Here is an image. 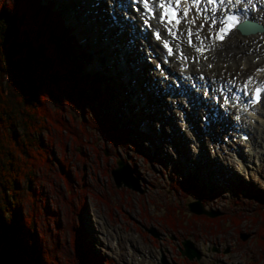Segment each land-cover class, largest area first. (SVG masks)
I'll return each instance as SVG.
<instances>
[{"label": "rangeland", "instance_id": "374dc122", "mask_svg": "<svg viewBox=\"0 0 264 264\" xmlns=\"http://www.w3.org/2000/svg\"><path fill=\"white\" fill-rule=\"evenodd\" d=\"M42 1L38 0V7ZM85 1L54 0L65 25L71 28L73 40L70 46L67 45L65 54L74 58L77 66L81 65L96 76L101 90H95L93 95L96 93L99 97L102 93L106 96L100 106V115H105L116 128L127 129V140L110 145L96 132L92 135L94 139L90 135L92 142L70 139L69 134L80 137L86 134L73 128L71 115L76 121L78 114L68 112L67 107L62 108L61 115L66 131L58 132L56 126L49 129L48 136L42 134L43 151H38L36 157H44L47 161L37 160V165H28L31 180L26 179L28 175L25 174L19 178V185L21 191L27 192L21 204L22 214L33 220L48 259L58 264L61 258L62 264H78L74 258V232L67 225L69 216L74 215L88 250L100 259L99 264H161V257L167 264H187L183 260L193 264H264V250H260L258 245L262 234L258 227L263 220L255 218L260 210L264 214V208L248 196L251 191L264 192L262 142L261 149L255 143L250 152L244 148V142L236 139L233 143L231 119L227 124L223 121L221 125L212 127L209 133L198 132L192 125H186H190L192 133L197 131L200 135L199 142H193L190 131L180 124L179 108L183 106L188 110L192 107L189 121L202 128L200 117L205 109L195 101L201 93L196 97L192 95L189 106L179 90H172L177 98L164 94L166 86L169 89V83L173 85L175 78L169 73L165 75L166 79L160 78L164 73L155 68L157 58L149 55L153 51L149 47H152L151 39L135 34L129 21L134 16L126 2V10L121 12L112 2L101 0L99 10L108 24L111 23L109 14L114 8L117 10L114 15L118 21L109 24L115 28L111 40L116 42L120 34L123 43L132 50L131 56L120 44L111 42L107 51L102 45L104 40L95 42V35L99 38L103 34L101 20ZM87 10L92 15L91 23L84 22L87 15L83 12L87 13ZM136 14L139 24L138 19L142 18ZM147 38L148 43L150 39L149 45ZM263 48L264 42H261L260 45L255 44L252 51L259 52ZM118 49L123 50L122 63L119 59L117 61ZM136 65L142 66L140 77L136 75ZM233 68L228 67L230 70ZM223 73L221 70L219 75L223 77ZM132 75L138 78L135 82ZM90 90L87 95H90ZM208 95H211L208 99L213 100V94ZM216 101L219 102L220 98ZM229 117L232 118L231 111ZM88 124L95 126L91 120ZM214 129L218 135L213 136ZM224 131L231 134L225 136ZM236 145L242 153L239 158L232 154ZM32 153L29 152L30 155ZM116 162H122L130 169L137 190L125 187L123 183L115 186L110 170L115 168ZM180 177L192 179L195 187L189 191L200 195L202 208L215 215L209 217L189 212L185 203L191 202L190 197L181 204L185 212L179 215L219 216L216 222L221 230L219 233L210 235L202 231L207 229L202 222L198 227L183 223L184 227L177 232H171L162 225L161 219L169 215L165 212L169 208L161 207L169 201L180 206L181 197L171 188V182ZM64 219L66 227H63ZM241 235L245 238L241 239ZM185 239L200 253L198 259L189 261L178 252L180 242Z\"/></svg>", "mask_w": 264, "mask_h": 264}, {"label": "trees", "instance_id": "16d2710c", "mask_svg": "<svg viewBox=\"0 0 264 264\" xmlns=\"http://www.w3.org/2000/svg\"><path fill=\"white\" fill-rule=\"evenodd\" d=\"M37 2L0 0V264H58L48 259L33 220L22 214L21 204L27 192L20 190L19 178L26 174V179L31 180L28 165H37V160L47 161L36 157L38 151H43L42 134L48 136L49 129L56 126L58 132L66 131L61 123L62 108L78 114L77 122L71 115L73 128L86 134L81 137L69 134L70 139L92 142L96 132L110 145L127 140V129L116 128L105 115H100L106 96L93 95L95 90H101L96 76L77 66L76 60L65 54L73 40L71 28L65 25L54 0H43L39 7ZM89 120L95 126H90ZM171 186L181 199L180 206L169 201L161 207L169 208L165 211L169 215L161 219L166 229L177 232L184 227L183 223L198 227L202 222L207 227L202 231L210 235L221 231L216 224L219 216L179 215L185 212L181 204L186 198L202 202L200 195L189 191L195 187L192 179L180 177ZM251 192L249 198L264 208V192ZM69 218L67 225L74 232L72 241L77 263L99 264L100 259L88 250L74 215ZM255 218L263 220L258 227L262 231L258 245L264 250L262 210ZM154 219L157 222L155 216ZM67 225L64 219L63 227ZM262 260L264 263V257ZM59 261L62 264V258Z\"/></svg>", "mask_w": 264, "mask_h": 264}, {"label": "bare ground", "instance_id": "6f19581e", "mask_svg": "<svg viewBox=\"0 0 264 264\" xmlns=\"http://www.w3.org/2000/svg\"><path fill=\"white\" fill-rule=\"evenodd\" d=\"M96 1L99 6H96L97 5ZM108 1L114 2L112 0H108ZM115 1L120 2L121 6L123 5L122 1L125 3V0H122V1L115 0ZM154 2H155L154 0H148L147 6L149 8H154L153 6ZM85 3L88 7H90L89 9L91 11H94L101 20L100 26H101L103 34L102 35L100 33L99 34L102 37L98 38L97 35H95L93 40L95 42H97V40L99 41V39L104 40L102 41L103 44L102 43L100 44L105 45L107 48V51H109L111 42H112L111 40L112 31L115 29L112 26H110L113 23L111 21L109 25L105 21L103 12L99 10L102 5L101 0H86ZM133 5L138 13L143 12L142 14H140L142 19L141 20L138 19V21L141 23V25L143 24L144 26L147 27V28L144 27L143 29V27L139 25L140 23L137 24L138 14L133 13L134 19L129 18V20L131 21V25L133 29L135 30L134 31L135 34L141 35L145 38L149 37L151 39L152 47L151 46L149 47L153 48V51L149 55L151 56L154 55V57L157 58L156 62L160 60L159 62L164 64L162 65L164 66L162 67L163 68L162 71L159 72L161 74L164 73V76H161V77L159 76V77L163 79L165 75L169 73L170 75H172V77L175 78V81H179V78H180L181 79L179 81L180 83L181 82H183V84H186V83L193 84L194 83L197 86V91H195V93H192V94L195 96L196 94L201 93L200 96L197 97L195 101L199 103L202 109H205L204 110L205 113L210 112V109H212V111L216 109L217 110L216 113L219 112L221 119L224 121V123L227 124L229 120L231 119V122H232L231 131H235V134H233V139H232L233 141H235L236 139L238 140L236 133L239 128H247L250 133V137L246 141H243L245 143L244 146L247 147V149L250 152L253 149V147H255V143H256V147L261 149L262 145L260 143L262 142L263 149H264V143H263L264 142L263 141L264 140L263 139L264 137V98L258 105L254 106V108L256 109L254 113H249L246 116H241L239 122H235L234 120H232V118L229 117V114H228L229 109H226V108L221 109L219 105L218 106L214 105L218 102H214L213 100L208 99L211 96V95L209 96L208 93H212L213 95L217 96V98L220 96V99L229 101L231 99V97L229 96L230 93L234 91L235 89L241 88L242 83H248L249 85H253L255 82H258V81H262L264 83V48L263 50L259 52L252 51L255 44L260 45L261 42H264V0H240L239 4H232V5L225 4L226 5L225 9H228L229 7H232V9H236V8L240 9L242 18L247 17L248 19L256 20L261 25H263V30L261 32L254 33V34H239L237 32H232V33H229V35H227V37H225L223 41H220V42H215L209 36V31L212 30L211 21H212L213 14H211L210 11H204L205 9H208L204 5H201L200 7H198L199 9L195 8V10H192L191 18L188 17V19H192V18H195L197 14H199L200 18L197 19L196 24L189 25L186 20H181V24L176 26L175 36L173 35L171 36L169 27H167L165 24H163L159 20L156 10H154L152 14H148L147 11L144 10L147 6L145 5V3L141 2V0L134 1ZM113 10H114L113 11L114 13L117 12V10L115 9ZM113 12L110 13L109 15L110 16L113 15L114 14ZM87 13L83 12V14L87 15L86 19H84V22L91 23L92 15L88 10H87ZM201 24L204 25L203 28L200 27ZM190 27L192 28L193 33H194L192 37L191 45L188 43V35H187V31ZM150 30H153L154 32L152 34V37L149 36L151 35ZM114 32L119 33L120 31L115 30ZM155 32H158L157 37L155 35ZM196 32H199L201 40L204 41L206 50L203 54L198 53L194 48L198 41L195 38ZM135 34L134 36H136ZM150 39L148 43V38H147L148 45L150 44ZM167 41H171L174 44V49H172V45H171V49H172L171 55L169 54L167 48L164 46L165 42ZM114 43L120 44L121 48H125L126 51H129V53L126 52L127 54H129V56H131V54L133 53L132 50H130L129 45H127L126 43H123V41L121 40L120 34H118V40ZM118 52H119V55L117 57V61L119 59L120 63H122V61H124L123 50L118 49ZM202 55L205 56L204 59H202ZM146 61L147 60H145V62ZM222 64H226V66L223 67ZM229 66L231 68L232 66H234L233 68L234 70L228 69ZM136 68H137V73H138L136 75L140 77L143 71L142 66L136 65ZM212 69L216 71L215 72L216 74L213 72ZM221 70H223L224 72L222 75L223 77L219 75V73L221 74ZM137 76L132 75V79L134 80V82L136 79H138L136 78ZM242 77H244L245 79L242 80L241 79ZM239 81L241 82L239 83ZM205 84H208L207 90L204 88ZM229 89L231 90L228 92ZM186 98L189 101L192 100V98H190V95L187 96ZM206 100L209 101V103H206L207 102ZM210 102L212 103V105L210 104ZM220 103L222 104V102H219V104ZM205 104L207 105L206 107H205ZM180 108H183V106H180ZM191 110H192V107L189 108L188 110L189 113H191ZM234 113L235 112H232L233 115ZM189 120L191 119L188 116L185 124L183 125L185 126L186 130L188 131L192 130L191 127L189 128V126L192 125L193 128L196 129L198 132L199 131L202 132L201 127H197L195 124H193ZM188 124L190 125L186 126ZM214 130L215 131H214L213 136L215 135V132L217 133V130L216 129ZM197 131H193V133L192 131H190V133H191L192 141L198 143L200 139L199 138L200 135L199 133H197ZM224 134L227 135L226 131H224ZM193 137H195V139H193ZM203 144L204 143H202V145ZM263 153L264 152H261V154ZM232 154L238 155L237 158H239L241 157L242 153L236 154L234 153V150H233ZM243 157L246 158L245 155ZM250 158L252 159V157ZM241 160L242 159H240V161Z\"/></svg>", "mask_w": 264, "mask_h": 264}, {"label": "snow or ice", "instance_id": "6c2138e0", "mask_svg": "<svg viewBox=\"0 0 264 264\" xmlns=\"http://www.w3.org/2000/svg\"><path fill=\"white\" fill-rule=\"evenodd\" d=\"M188 4L189 0H175L174 4L172 3V0H169L168 4L161 3L160 7L164 10V14L161 15V20H166V22L171 25L172 27L169 29L171 35L175 36V31H172L176 26L181 24V20H186L189 25H195L197 19H199V14L195 18L188 19L189 17V8L185 7L182 12V16H178L177 12L180 11V5L181 3ZM232 5V4H239L240 0H218V3L220 6H223L225 3ZM200 0H194L193 6L199 5ZM207 3L209 5H212L211 9H205L204 11H211L212 21L211 23L213 25L216 24V5L217 0H207ZM145 5L147 6V0H145ZM174 21V23H173ZM239 24V20L236 15H225L224 18L220 20L218 31L216 32V38L220 41H223V39L228 35V33L231 31L232 28L236 27V25ZM201 28L204 27L203 24L200 25ZM188 35V43L192 44V37L194 35L192 28L190 27L187 31ZM196 40L200 41V46L196 48V51L203 54V52L206 50L204 41L201 40L199 32L195 33ZM165 47L168 48V45L165 44ZM169 54H172V49L168 48ZM251 80V78H250ZM247 88V85H245ZM264 90V88L257 87L255 89V93L253 95V102H259L260 101V92ZM247 94V93H246Z\"/></svg>", "mask_w": 264, "mask_h": 264}, {"label": "water", "instance_id": "95a60500", "mask_svg": "<svg viewBox=\"0 0 264 264\" xmlns=\"http://www.w3.org/2000/svg\"><path fill=\"white\" fill-rule=\"evenodd\" d=\"M238 32L240 34H254L261 32L263 30V25H261L257 21L251 22H242L237 26ZM110 175L115 183V186L118 187L123 183L125 187L131 188L133 190H137V183L135 178H133L130 174V169L123 165L121 162H116L115 168L110 170ZM135 183V184H134ZM185 207L187 210L194 214H203L209 217L214 216L215 214L211 213L208 210L203 209L201 203L199 201L187 202L185 203ZM154 236V234H152ZM152 236V237H153ZM241 239L245 238V236H239ZM181 248L178 247V251L181 256H184L187 260H192L193 258L198 259L200 253L193 249L191 243L188 240H183L180 242ZM161 264H167L163 257L160 258Z\"/></svg>", "mask_w": 264, "mask_h": 264}]
</instances>
